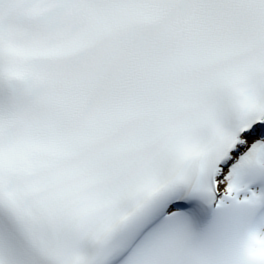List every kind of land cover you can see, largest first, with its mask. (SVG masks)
Segmentation results:
<instances>
[{
  "label": "snow or ice",
  "instance_id": "snow-or-ice-1",
  "mask_svg": "<svg viewBox=\"0 0 264 264\" xmlns=\"http://www.w3.org/2000/svg\"><path fill=\"white\" fill-rule=\"evenodd\" d=\"M0 264H264V0H0Z\"/></svg>",
  "mask_w": 264,
  "mask_h": 264
}]
</instances>
